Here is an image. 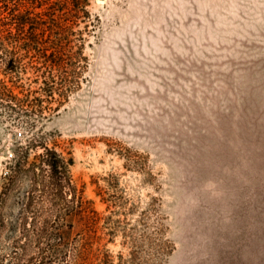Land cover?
<instances>
[{
  "label": "rangeland",
  "instance_id": "374dc122",
  "mask_svg": "<svg viewBox=\"0 0 264 264\" xmlns=\"http://www.w3.org/2000/svg\"><path fill=\"white\" fill-rule=\"evenodd\" d=\"M87 1L0 32L40 41L7 44L24 56L0 98V191L46 146L76 193L57 206L93 223L74 219L76 264H264V0Z\"/></svg>",
  "mask_w": 264,
  "mask_h": 264
},
{
  "label": "trees",
  "instance_id": "16d2710c",
  "mask_svg": "<svg viewBox=\"0 0 264 264\" xmlns=\"http://www.w3.org/2000/svg\"><path fill=\"white\" fill-rule=\"evenodd\" d=\"M63 2L65 0H0V32L15 29L22 34L28 31L26 29H32V32L55 26L58 22H55L52 11H60ZM87 2L68 0L72 10L80 6L85 8ZM52 4L59 5L52 8ZM18 38L0 35L2 99L11 92L6 79L15 84L13 80L21 73L20 65L24 56L9 49L7 44L19 42L29 51L30 48L36 49L40 43L36 37ZM43 84L45 92L52 91L47 82L44 81ZM30 145L31 142L15 158V169L12 171L14 173L4 178L0 191V250L4 238L12 240L14 246L9 258L0 254V264H76L79 251L71 240L73 230L77 228L74 219L82 218L86 224L92 226L91 217L79 205L57 206L58 201L70 202L67 194L71 197L76 194L72 187L68 162L59 152L46 146L42 153L30 161ZM11 195L14 203L8 210L6 206ZM44 199L53 204L44 207Z\"/></svg>",
  "mask_w": 264,
  "mask_h": 264
},
{
  "label": "built area",
  "instance_id": "2783aa9c",
  "mask_svg": "<svg viewBox=\"0 0 264 264\" xmlns=\"http://www.w3.org/2000/svg\"><path fill=\"white\" fill-rule=\"evenodd\" d=\"M19 134H21V133H19ZM11 155H12V153H11Z\"/></svg>",
  "mask_w": 264,
  "mask_h": 264
}]
</instances>
